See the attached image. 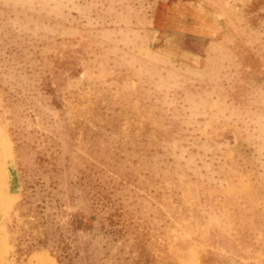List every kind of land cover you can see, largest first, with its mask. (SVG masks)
Masks as SVG:
<instances>
[{"label": "rangeland", "instance_id": "374dc122", "mask_svg": "<svg viewBox=\"0 0 264 264\" xmlns=\"http://www.w3.org/2000/svg\"><path fill=\"white\" fill-rule=\"evenodd\" d=\"M93 143L143 168L124 172L135 206L146 172L168 165L205 183L199 217L227 210L261 241L264 0H0V184L15 199L0 264H145L139 233L109 217L121 188L78 174ZM213 186L227 207L201 197Z\"/></svg>", "mask_w": 264, "mask_h": 264}, {"label": "bare ground", "instance_id": "6f19581e", "mask_svg": "<svg viewBox=\"0 0 264 264\" xmlns=\"http://www.w3.org/2000/svg\"><path fill=\"white\" fill-rule=\"evenodd\" d=\"M219 18L221 16H218ZM125 100L130 101V99ZM34 143L32 136H29L24 143H19L16 152L17 157L24 156L26 154L25 149L27 150ZM87 150L78 152L81 154V162L77 168L78 174L82 173L83 179L89 180L87 186L91 182L97 181L98 185L105 191L110 186L114 187L115 185L121 188L116 192V195L123 193V197H120L121 206L117 207L115 201H119V199L114 198L110 204L112 211L109 213V217L113 218L111 214L118 213L115 219L121 220L123 224H126L127 228L123 230L125 234L139 233V240L135 245L137 249L142 248L144 253H148L145 264L264 263V238L261 240L262 242L259 239H249L244 232L246 228L252 227L253 223L235 222L233 220L241 217L230 214L227 210L223 211L219 216L223 220L221 223H213L209 219H202L199 214H196L200 210L197 206V201L194 199L193 190L201 187V184H205L204 182L187 177L174 181L170 177L176 168L166 165V168L160 171V169L154 167L146 172L149 177L138 187L139 190L146 193V197L135 206V203L129 202L128 199L137 198L139 191L129 186L122 187V184L123 182L127 183L124 172L135 175L137 178L143 174V168L138 166V161L134 158L116 157L115 155L119 154V152L117 154L116 152L104 153L96 143L92 144L89 151ZM102 154H104L103 157H98ZM87 161L90 163L88 168L85 165ZM101 161H103V164L100 163ZM5 164L7 165L8 161L3 166ZM189 182L193 183L191 188L186 187ZM186 188L190 189L191 193H185V191L181 193L172 192V190H186ZM199 190L203 192L201 197L207 201L208 205L220 203L221 208L228 206L229 200L216 187L213 186L207 191L202 190V188ZM197 193L200 194L199 191ZM10 194V188L6 190L5 186L0 184L1 224L3 223V218L9 213V207L15 201L14 198L11 199ZM96 195L99 198L100 195ZM93 197L96 199L95 196ZM180 198L181 201H179ZM88 202L89 198L87 196L85 203L88 204ZM181 202L185 203V206ZM199 203H201V200ZM187 210L191 211L189 216L186 215ZM137 217L143 219V222L141 220L138 222ZM207 225H209L211 230L209 234H205V232H208L205 229ZM201 256L204 258L201 259ZM28 262L30 261L28 260Z\"/></svg>", "mask_w": 264, "mask_h": 264}]
</instances>
